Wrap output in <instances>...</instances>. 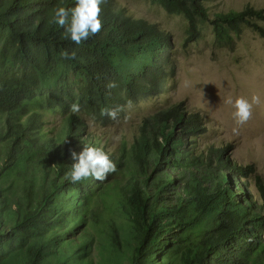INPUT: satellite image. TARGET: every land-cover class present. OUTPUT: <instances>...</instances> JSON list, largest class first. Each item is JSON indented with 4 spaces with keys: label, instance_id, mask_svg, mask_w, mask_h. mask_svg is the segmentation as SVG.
Listing matches in <instances>:
<instances>
[{
    "label": "trees",
    "instance_id": "16d2710c",
    "mask_svg": "<svg viewBox=\"0 0 264 264\" xmlns=\"http://www.w3.org/2000/svg\"><path fill=\"white\" fill-rule=\"evenodd\" d=\"M153 1L188 20L190 41L208 22L222 47L246 28L264 37V9L212 21L208 0ZM74 5L0 0V264H264V183L255 178L260 199L252 202L241 182L252 166L226 148L201 152L204 119L182 105L151 116L134 142L121 137L106 180L65 179L72 150L86 143L107 152L83 114L111 125L175 75L171 34L114 0L101 5L100 33L80 45L66 39L51 21L57 6ZM118 107L115 121L101 114ZM52 115L62 120L47 130Z\"/></svg>",
    "mask_w": 264,
    "mask_h": 264
},
{
    "label": "rangeland",
    "instance_id": "374dc122",
    "mask_svg": "<svg viewBox=\"0 0 264 264\" xmlns=\"http://www.w3.org/2000/svg\"><path fill=\"white\" fill-rule=\"evenodd\" d=\"M114 1L126 15L157 25L171 34L175 75L168 79L166 89L158 96L128 105L125 117L106 127L93 124L90 132L100 134L103 145H107L105 150L118 157L121 137L128 143L134 142L151 116L182 105L187 116L196 113L204 119L205 134L199 139L201 152L226 148L238 165L252 166L250 182H241L252 196L251 201L257 202L260 194L254 180L257 177L264 183V37L246 28L240 37L235 36L234 46L222 47L216 40L213 25L208 22L198 39L190 41V23L182 15L168 13L153 0ZM207 7L213 21L219 13L244 11L247 7L264 9V0H208ZM254 95L260 98V103L253 105L252 118L238 125L232 117L233 108L226 101L239 96L251 100ZM83 116L92 121L89 115ZM55 118L52 115L47 130L54 127ZM56 119L55 124L62 120ZM171 173L175 175L173 170ZM229 173L235 184L237 176ZM51 227L54 228V223Z\"/></svg>",
    "mask_w": 264,
    "mask_h": 264
},
{
    "label": "clouds",
    "instance_id": "9594fccd",
    "mask_svg": "<svg viewBox=\"0 0 264 264\" xmlns=\"http://www.w3.org/2000/svg\"><path fill=\"white\" fill-rule=\"evenodd\" d=\"M105 2L106 0H75V5L71 8L57 6L54 9V16L51 22L65 30L66 39L70 38L76 45H80L82 42L96 36L102 30L101 5ZM75 55V52L69 54V52L65 51L62 53L65 59H74ZM116 86L115 82H110L107 85L109 89ZM226 103L233 108L232 117L235 122L238 125H243L252 118L253 105L259 104L260 98L254 95L249 100L246 97L239 96L234 100L228 99ZM120 111H122L120 107L105 108L101 114L115 121L118 119ZM70 112L78 115L81 112V105L73 103L70 106ZM23 122L21 120V123ZM88 123L89 127H92L94 122L89 121ZM115 139L118 140L119 138L116 137ZM83 144L82 151H71V159L74 163L71 164L70 170L65 173V179L71 183H79L89 178L104 181L110 174L117 171L116 163L102 147Z\"/></svg>",
    "mask_w": 264,
    "mask_h": 264
}]
</instances>
